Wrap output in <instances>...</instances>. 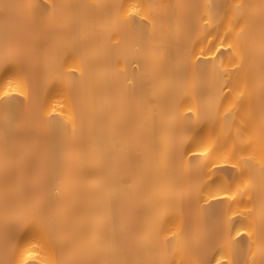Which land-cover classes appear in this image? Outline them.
<instances>
[{
    "label": "bare ground",
    "instance_id": "bare-ground-1",
    "mask_svg": "<svg viewBox=\"0 0 264 264\" xmlns=\"http://www.w3.org/2000/svg\"><path fill=\"white\" fill-rule=\"evenodd\" d=\"M0 264H264V0H0Z\"/></svg>",
    "mask_w": 264,
    "mask_h": 264
}]
</instances>
